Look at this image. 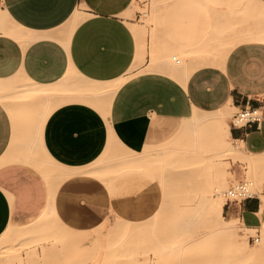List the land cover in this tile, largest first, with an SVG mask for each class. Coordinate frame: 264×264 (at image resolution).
<instances>
[{"label":"crops","instance_id":"crops-1","mask_svg":"<svg viewBox=\"0 0 264 264\" xmlns=\"http://www.w3.org/2000/svg\"><path fill=\"white\" fill-rule=\"evenodd\" d=\"M134 1L0 0V81L13 97L21 80L53 84L71 70L80 86L126 78L111 98L99 91L82 100L0 101V236L37 220L52 190L62 237L70 225L80 232L97 228L94 238L101 241L111 215L145 221L161 208L163 186L145 167L120 169L127 150L164 147L186 122L175 123L192 112L264 106V0H154L156 50L150 34L143 41L127 16ZM172 50L187 55L183 65L151 63L153 52ZM47 101L56 106L41 121ZM228 130L248 152H264V119ZM261 205L248 198L232 211L259 228Z\"/></svg>","mask_w":264,"mask_h":264},{"label":"rangeland","instance_id":"rangeland-1","mask_svg":"<svg viewBox=\"0 0 264 264\" xmlns=\"http://www.w3.org/2000/svg\"><path fill=\"white\" fill-rule=\"evenodd\" d=\"M165 5L167 4L162 5V10ZM158 8L159 4L154 0H135L127 13L135 29L137 28L141 33L143 41L146 42L145 38L150 34L151 46L155 50L157 48L156 35L159 25ZM173 55L180 58L181 62L177 63L176 60H173ZM186 57L187 55L182 50H172L165 56L162 53L160 57L155 51L151 54V63L161 60L169 65L181 66L184 64ZM115 91L112 89V91L107 92L110 98L111 93L114 94ZM19 94L13 97L12 102L29 100L27 99L28 96L22 93ZM47 104L45 105L47 106ZM234 113L235 110L231 109L226 118V123L221 127L205 126L206 124L204 126L196 125L188 122L191 118L187 121L175 123L178 128L182 123L188 122L185 125L186 128H183L184 130H175L173 139H167L166 146H168V150L165 146V148L157 150L160 153L169 151L167 157L162 156L163 158L158 162L163 166V169H166L165 172L168 174L169 179H164L163 176L158 174L164 191L163 202L158 211L160 226L158 225L152 231L142 235L143 242L140 243L138 234L129 233L125 229L128 226L141 224L142 222H127L112 215L106 218L109 222L108 225L100 228L101 241L94 238V231L97 228L80 232L67 225L70 229L69 236L60 238L59 233L56 230V232L54 231L59 225L50 224L49 226L40 227L34 232L35 234L33 233L34 235L25 240L1 239L0 250L4 246L7 248L4 252L0 251V264H32V262L33 264H43L45 261L47 262L44 264H100L96 260L88 259L90 254L96 253L102 255L101 264H258L257 256L259 254L264 256V240L254 242L252 238L256 236L257 232L264 234V229L261 226L251 229V227L240 221L238 224L239 241L225 232H215L212 234L213 236H210L208 232L212 233L215 230L213 227L212 230L207 223V217L201 215L203 208L196 207L198 208L196 209L193 208L194 206H188L190 203H182L177 200L184 194H187L188 197L191 194V197L194 196L195 186L192 185H195L193 184L194 181L196 179L200 180V177L204 180L203 189L209 188L208 185L211 184L216 185L218 182L223 185V213L226 218H239L232 211L237 202H232L231 208H228L225 194L227 189L239 180L252 181L255 194L263 200L264 177H260L255 173L257 170L247 169L243 163L236 160V157L232 155L230 157L229 154L213 156V153L219 150L216 144L217 135L221 134L226 127L230 128ZM198 114L206 116V112H199ZM221 138L224 144L236 145L234 139H228L227 136H221ZM245 156H248V154ZM182 176L184 180H181ZM194 177L195 179H193ZM171 180L173 184H168L172 182ZM183 192L186 193L183 194ZM112 219L116 221L113 226L110 224ZM169 227H171V231H169ZM78 235H83L85 239L83 241L77 240ZM232 244L234 246H231ZM44 250L46 251L44 252ZM245 252L250 253L252 256L250 258L245 256ZM36 253L38 254L37 257Z\"/></svg>","mask_w":264,"mask_h":264},{"label":"bare ground","instance_id":"bare-ground-1","mask_svg":"<svg viewBox=\"0 0 264 264\" xmlns=\"http://www.w3.org/2000/svg\"><path fill=\"white\" fill-rule=\"evenodd\" d=\"M245 35H248V34L246 33ZM251 37H252V39L257 38L256 36L254 37V35ZM247 38H248V36H247ZM247 38H245V39L247 40ZM242 40H243V37H242ZM242 40H240V41H242ZM232 47H234V46H232ZM229 49H231V47H229ZM173 57H174V55L172 56V58ZM175 58H176V60L178 59L177 56ZM74 72L71 70L65 77H63L62 80L60 79L59 82H57V83L55 82L53 84L52 83L51 84H42V83H38L35 81H31L29 79L27 81L26 80L22 81V82L20 81V83H18L16 86L17 92L22 93L25 96H28L27 99H31V98L33 99L35 97L47 99L51 96L63 95V97H65L66 100H67V98L69 100L70 99L71 100L72 99L77 100L78 98L81 99V98L89 97L91 94H93V93L96 94L99 91L101 93L100 95H102V94H104V92L106 93V92L112 91V89L116 90L117 88H119L120 84H122L125 81L124 78L117 80L115 83H110V82L104 83V82L93 80V81L87 82L83 86H80V80H79V78H77L79 76L76 75V77H74V75H75ZM183 76H184V74H183ZM185 76L187 77V74ZM6 83H7V81H0V101L7 103L6 104L7 106L8 105L11 106L13 96L11 95V92L9 90H7L8 87L6 86ZM8 83H9V81H8ZM6 87H7V89H6ZM63 97H61V98H63ZM55 98H57V97H55ZM61 100H58V101H61ZM66 100H64V102ZM55 101H57V100L54 99V102ZM83 101H85V100H83ZM49 102H51V101L46 102L48 104L44 108L43 114L41 113L43 116L40 114L41 115V117H40L41 121H44L47 118V116L50 114V112L56 106L55 104L49 105ZM12 103H14V102H12ZM230 110H231V108L229 106H226V107H224L220 110H217V111L206 112V116H201V114H198L199 113L198 111H197V113L192 112V117L190 116L191 120H189L188 122L194 123V124L200 125V126L201 125L204 126L206 124L205 126L212 125V126H220L221 127L226 123V118L228 117ZM193 114H195V115H193ZM34 115H37V114H34ZM13 117L17 118L14 116V112H13ZM188 122L184 123L182 128L185 129L186 128L185 125ZM228 129L229 128L226 127V129L224 131H222L221 134L217 135L216 144H217L219 150L217 152H214L213 156L216 157V156H219L220 154H224V155L229 154V156L231 157V155H232L233 157L237 158L236 159L237 161L243 163L247 169L257 170L256 172L255 171L254 172L257 173L260 177H264V152H261V153L248 152L245 149V147L241 141L234 140L236 142V145H234V146H231L229 144H224L221 136H223V137L227 136L228 139L229 138L232 139ZM165 147H167L166 149L168 150V146L165 145ZM150 149L145 148V149H141L139 151L131 150V149L127 150L126 153H124L125 155L121 157V160L119 162V164H120L119 166H121L120 169L134 167V166H142V167H145V168L151 170L153 173H155V175L159 174L160 176H163L164 179H166V178L169 179L168 174L165 172L166 169H163V166H161L158 163L159 160H161V158L167 157L166 155H168L169 151L168 152L166 151L164 153H160V152H158L159 151L158 149H155V150H150ZM155 151H157V152H155ZM243 153H245V154H243ZM246 154H248V156H245ZM107 166H108V164H103L100 166V168L105 169ZM193 179H195V177ZM62 180H63V177H62V179L59 180V182ZM181 180H184L183 176L181 177ZM215 180L217 181L218 179L216 178ZM171 183L173 184V181L169 182L168 184H171ZM191 183H193V182H191ZM193 184H195V185L191 184L192 186H195V189H194L195 195L192 196L193 198L191 197L192 194L191 195L189 194L191 197L190 198V197H188L187 194L186 195L184 194L186 192H183L184 196L179 197L177 200L182 202V203H190V205H188V206H190V207L194 206L193 208H196V207L203 208L201 215H204L205 217H207V223L211 226L212 230H213V228L215 230V231H212V233H211L209 231V226H208V231L210 232V233L208 232V234H210V236L212 234H214L215 232H225V233H228L230 236H232L235 240L239 241L240 237H239V232H238V224H239L240 220L238 218H235V217L226 218L224 216V213H223V211H224V200L222 198V193L224 190L222 187L223 185L219 184V182H218V184L216 183V185L211 184V185H208L209 188L203 189L204 188L203 187L204 186V180H202L201 177H200V180L196 179ZM227 190H229V189H227ZM225 194H227V191L225 192ZM53 197H54V190L51 191L48 206L46 207L45 211L39 216V218L37 220H35L33 223H30L27 225L14 226V227L9 226V228H7L2 233V235L0 236V240L3 238H9V239L19 240V241L25 240L29 236L34 235L35 234L34 232H36L40 227L47 226V225L49 226L50 224H54V225L58 224L59 225V223H60L59 218L56 215V213L52 207ZM263 197H264V195H263ZM261 201H262V205H261L260 211L264 212V198ZM198 208H196V209H198ZM261 220H262L261 227H262V229H264V216ZM115 222H116L115 219H112L111 223H110L111 226L116 224ZM107 223H109L108 220H106L102 226H107L108 225ZM203 224H205V223H203ZM158 225L160 226V218H159V213L157 212L151 218L147 219L146 221H142L141 224H134L132 226L126 227L125 229L129 233L138 234V236L140 237L139 241L141 243V242H143V239L141 238L142 235H145L149 231H152ZM169 229H170L169 231H171V227H169ZM251 229H255V227H251ZM55 230L59 233L60 238H62V236L64 234L63 229L56 227L54 229V231ZM52 231H53V229H52ZM228 234H227V236H229ZM207 235H206V237H208ZM232 237H230V238H232ZM221 238H222V235H221ZM230 238H229V240H230ZM258 241H261V240H258ZM231 246H234V245L232 244ZM6 248L7 247L4 246L0 251L4 252ZM45 251L46 250H44V252ZM42 253L43 252L41 251V254ZM244 255L249 257V258L252 256L248 252H245ZM37 256H38V254L36 255V257ZM257 259H258L257 261L260 264H264V256L262 254H259V256H257ZM94 260H96L97 262H99L101 264V262H102L101 253ZM28 261H30V260H28ZM45 262H47V261H45ZM45 262H43V264ZM28 264H30V263H28ZM32 264H33V262H32Z\"/></svg>","mask_w":264,"mask_h":264},{"label":"built area","instance_id":"built-area-1","mask_svg":"<svg viewBox=\"0 0 264 264\" xmlns=\"http://www.w3.org/2000/svg\"><path fill=\"white\" fill-rule=\"evenodd\" d=\"M264 119V106L253 107L244 106L238 109L232 116L231 124L234 127H246L251 124L260 125L261 121ZM227 205L232 202H241L242 200L248 198H257L261 201V198L255 194L253 190V182L250 180H239L236 184L227 190L226 194ZM254 242L258 240H264V234L257 232L256 236L252 238Z\"/></svg>","mask_w":264,"mask_h":264}]
</instances>
